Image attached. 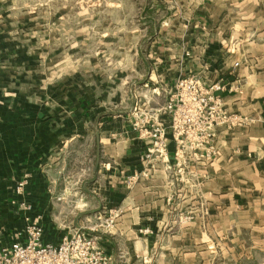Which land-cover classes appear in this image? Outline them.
I'll return each instance as SVG.
<instances>
[{
  "label": "crops",
  "instance_id": "crops-1",
  "mask_svg": "<svg viewBox=\"0 0 264 264\" xmlns=\"http://www.w3.org/2000/svg\"><path fill=\"white\" fill-rule=\"evenodd\" d=\"M144 9L153 15V6ZM181 11L187 16L182 27L192 52L183 55L185 72L180 75L197 74L206 84H220L223 90L218 95L226 112L240 113L246 126L217 129V157L209 166L202 162L206 159L204 146L185 150L186 158L196 157L195 164L182 158L178 166L176 145L168 136L170 165L157 163L150 170L142 161L147 140L139 137L128 121L100 124L95 136L85 132L63 137L59 132L46 133L50 128L45 122L25 118L24 111L9 102L0 103V246L15 240L24 227L23 216L42 225L44 241L53 243L59 241L63 230L85 229L112 212L116 225L103 236L102 246L113 256L114 264H153V247L147 246V240L154 233L186 239L193 227L200 233L205 222L227 224L225 234L231 231L236 220L216 213V205H222V172L237 174L239 163H244L247 170H260L264 183V0H182ZM207 32H211L209 40ZM210 46L216 48L213 54H207ZM176 74L151 75L156 81L150 111L163 122L169 120L162 115L169 100L160 89L165 84L173 96ZM89 124L93 125L92 120ZM73 168L79 170L74 173ZM136 173L144 175L128 184V178ZM69 174H76L75 184L67 183ZM189 176L201 183L191 185ZM20 184L24 188L18 195ZM227 187L231 195L236 192L235 185ZM191 192H195L193 197ZM206 197L215 207V214L207 218L200 208ZM20 202L30 209L19 212ZM190 211L192 227L184 225L190 220ZM148 225L153 230L149 231ZM118 238L139 241L121 249L115 244ZM168 251H176L179 254L174 255L183 261V247ZM261 251L264 254V248Z\"/></svg>",
  "mask_w": 264,
  "mask_h": 264
},
{
  "label": "rangeland",
  "instance_id": "rangeland-1",
  "mask_svg": "<svg viewBox=\"0 0 264 264\" xmlns=\"http://www.w3.org/2000/svg\"><path fill=\"white\" fill-rule=\"evenodd\" d=\"M181 2L0 0V103L7 101L20 108L25 118L33 122H45L50 128L45 132L50 134L59 132L60 136L66 137L83 136L88 132L95 136L102 128L100 124L122 120L130 122L133 131L142 137L138 124L156 118L150 111L155 90L152 84L156 81L151 75L177 73L173 78V96L165 84L160 89L169 102H177V95L181 94L177 88L179 81L189 76L200 77L197 74L180 75L185 72L182 71L183 55L192 52V47L185 41L187 32L182 25L187 16L182 15ZM149 6H153V15L144 9ZM206 22L208 28L207 18ZM210 33L207 32V40ZM214 51L216 48L207 47V54ZM212 112L207 110L208 121L202 128V145L206 153L202 162L205 166L213 164L217 157V129L233 130L247 124L244 116L227 113L224 105L222 112L217 111L211 117L208 114ZM224 112L241 120L229 123L224 120ZM162 115L168 116L169 121L173 119L164 111ZM91 120L93 125L89 124ZM240 150L239 156L241 147ZM192 157H187L186 162L192 160L195 164L197 159ZM71 170L75 173L79 169ZM222 173V205H216V213L236 220L231 231L225 234L227 224L205 222L200 233L193 227L186 239H168L167 234L154 233L147 240V246L153 247V264H264L261 171L247 170L244 163H239L237 174ZM74 175L66 177L67 183H76L77 176ZM189 182L191 185L201 183L191 176ZM230 184L236 186L232 195L227 187ZM193 195L195 192H191V197ZM200 208L206 218L215 214V207L207 197L204 207ZM192 216L190 211V220L184 225L192 227ZM165 226L166 223L163 230ZM220 229L221 234L215 232ZM137 241L118 238L115 244L123 249ZM138 246L142 248L143 244ZM181 247L185 250L183 261L180 255H174L179 253L168 251ZM252 251L255 253L251 254Z\"/></svg>",
  "mask_w": 264,
  "mask_h": 264
},
{
  "label": "built area",
  "instance_id": "built-area-1",
  "mask_svg": "<svg viewBox=\"0 0 264 264\" xmlns=\"http://www.w3.org/2000/svg\"><path fill=\"white\" fill-rule=\"evenodd\" d=\"M177 102L171 100L162 110L173 117L172 121L163 122L158 116L151 117L140 126V133L147 144L142 161L151 170L155 164L170 165L168 160V136L176 145V159H185V150L199 148L204 143L203 127L206 126L207 110L212 113L222 112L223 103L218 95L223 90L220 84L208 86L200 77L189 76L178 82ZM153 112V111H152ZM224 114V120L233 123L241 120L237 116ZM197 126V128H195ZM185 156V157H184ZM144 175L136 173L128 178L132 184ZM24 185L17 187V194L23 193ZM30 209L25 203H19V212ZM18 212V213H19ZM21 217L19 214H17ZM24 227L16 234L15 240L7 246H0V264H114L111 254L102 246V238L114 227L116 216L112 212L98 218V224L92 228H73L63 230L58 242L44 241V227L29 217H21ZM3 231L0 230V237Z\"/></svg>",
  "mask_w": 264,
  "mask_h": 264
}]
</instances>
